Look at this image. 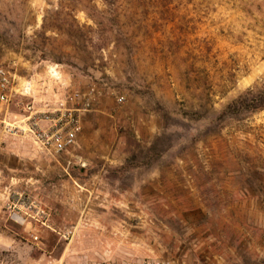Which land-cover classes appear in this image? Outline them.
Wrapping results in <instances>:
<instances>
[{
  "label": "rangeland",
  "instance_id": "rangeland-1",
  "mask_svg": "<svg viewBox=\"0 0 264 264\" xmlns=\"http://www.w3.org/2000/svg\"><path fill=\"white\" fill-rule=\"evenodd\" d=\"M1 65L35 80L0 108V264H264V111L224 113L264 90V0H0ZM74 92L69 152L5 132Z\"/></svg>",
  "mask_w": 264,
  "mask_h": 264
},
{
  "label": "built area",
  "instance_id": "built-area-1",
  "mask_svg": "<svg viewBox=\"0 0 264 264\" xmlns=\"http://www.w3.org/2000/svg\"><path fill=\"white\" fill-rule=\"evenodd\" d=\"M32 80L19 77L8 67L0 66V108L9 109L16 96H29L33 92ZM124 98H120L123 102ZM92 107L91 93L74 92L66 99L53 105L36 104L29 101L19 114L17 124L5 123V132L16 135V130L41 149L55 154L72 150L78 143L82 132L83 115ZM108 264V263H98Z\"/></svg>",
  "mask_w": 264,
  "mask_h": 264
},
{
  "label": "trees",
  "instance_id": "trees-1",
  "mask_svg": "<svg viewBox=\"0 0 264 264\" xmlns=\"http://www.w3.org/2000/svg\"><path fill=\"white\" fill-rule=\"evenodd\" d=\"M247 111L250 113L264 111V90L256 95L253 90L247 91L244 96H240L236 101L227 105L224 113Z\"/></svg>",
  "mask_w": 264,
  "mask_h": 264
},
{
  "label": "bare ground",
  "instance_id": "bare-ground-1",
  "mask_svg": "<svg viewBox=\"0 0 264 264\" xmlns=\"http://www.w3.org/2000/svg\"><path fill=\"white\" fill-rule=\"evenodd\" d=\"M14 218H15V220H17L20 223L24 222V219L22 217L18 216V215H15Z\"/></svg>",
  "mask_w": 264,
  "mask_h": 264
},
{
  "label": "crops",
  "instance_id": "crops-1",
  "mask_svg": "<svg viewBox=\"0 0 264 264\" xmlns=\"http://www.w3.org/2000/svg\"><path fill=\"white\" fill-rule=\"evenodd\" d=\"M32 79V81H34L35 79H34V75H33V77L31 78ZM37 84V83H36ZM38 86V85H37Z\"/></svg>",
  "mask_w": 264,
  "mask_h": 264
}]
</instances>
